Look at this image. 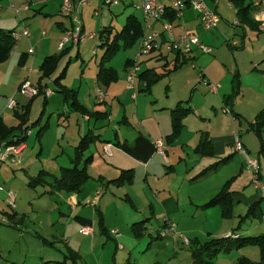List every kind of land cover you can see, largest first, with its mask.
Instances as JSON below:
<instances>
[{
  "label": "rangeland",
  "instance_id": "obj_1",
  "mask_svg": "<svg viewBox=\"0 0 264 264\" xmlns=\"http://www.w3.org/2000/svg\"><path fill=\"white\" fill-rule=\"evenodd\" d=\"M49 1L45 6H59V1L61 0ZM104 1L92 0L81 8L82 20L84 22L83 35L87 37L79 45L74 46L71 41L65 44V52H63L62 48L56 52L55 48H52L54 40L49 34L48 36L42 37V39H48L45 43L39 44L37 41L33 42L34 48L37 47L38 51L42 47L44 50L50 51L48 53H52L51 55H60L58 66L48 76V86L53 90L54 95L51 101H47L43 113L41 95L31 99L24 96L19 89L16 90L15 94L14 92L12 93L11 86L13 77L8 78V76L2 75V71H0V83L4 82L3 88L7 93L11 94L7 95L8 101L6 104L9 113L6 116L8 123H14L15 119L13 116L16 117V109L14 110L15 107L10 105L11 99L16 100L17 98H21L26 104L30 103L28 120L24 124V127L31 129V134L25 140L29 148L26 150L27 155L24 157L23 163L19 161L0 163V215L3 217L0 219V264H45V262L50 260L64 259L65 254L68 255L70 248L79 253V264H113V262L125 264L127 261L134 262V264H190V251L188 246L180 239L181 236L188 239L199 236L205 240L208 228L216 231L214 233L217 234H214V236L220 237L223 233L221 228L224 226V219L220 213H211L208 216L201 215L195 219L182 220V224L185 226H188L189 222L193 223L192 231L185 232L176 227L175 231L177 234L175 235V240L171 237L158 238V223L162 219L160 218L158 220V218L152 215L153 219L151 218L145 223L148 229L147 233L136 237L132 230V224L146 217L138 212L142 211L141 199H145L141 189L142 179L136 177L133 181L135 183L134 194H128L130 187L133 189V182H130V175L127 170L122 171L121 176L119 175L121 178H117L118 181L124 182L123 184H118L114 181H109L108 183L107 180L100 181L95 178L94 173L100 171L105 166L106 161L111 158L105 155L104 150H100L96 154L95 162H92L93 157L91 153L92 151H96L95 142L100 147L105 140L118 142L119 136L134 130L131 126L127 125V120L133 123L135 129H139L138 116L136 114V119L133 121L129 116V112H127L128 115H125L123 112L124 107L119 102L121 100L116 98L115 104H112L113 106L109 113L106 111L99 113L95 109L90 108L93 110L91 112L92 122L90 125L93 131L88 133L89 131L87 130L86 135L84 132L80 134V128L83 129V122L81 121L82 112L73 107L71 103L72 99H66L65 90H78V93L80 88H82L83 92L86 90V98L84 101L92 106L95 104H101L103 106L107 103L111 104L112 93L109 92L108 96L106 95L108 84L99 75V71L103 67L107 69L114 68L117 73L116 80L118 81L125 71L127 59L136 58L139 53L141 34L136 35L131 46L121 47L113 55L111 60L103 63L105 47L99 46L98 37L90 38L88 36L92 33L100 34L102 29L106 30L109 27L114 30L112 35L116 31H121L129 17H132L130 16L132 14L139 22H142V27L145 26L144 11L136 8L140 0H134V4L123 1L118 5L104 6V9L101 10L99 8ZM252 1L255 0H248V2ZM208 2L210 6H219V13L218 11L217 13L220 16V23L218 26H220L221 30L213 33L208 32L203 26H200L196 32L200 34L205 33L207 36L210 35L214 39H218L219 43L221 45L223 44L221 51L234 63H236L237 56L240 66L242 68L244 67L243 70L245 71V68L250 64L249 60L253 56V50L251 46H248V42L246 43V47L242 48V45L240 47L235 46L232 41L237 39L242 40L241 27L236 26L237 18L235 17L234 10L230 7L231 2L229 0H219L218 3H216V0H208ZM223 8L225 9V13H222ZM196 15V11H185L184 20L186 26L192 30H194L192 20L196 18ZM29 19L27 18V20ZM44 25L43 17H41L37 20H30L28 29L32 32V30L39 26L41 31L48 30L57 32V28L52 27L49 23L45 25L47 28L43 27ZM245 26L249 31V35L251 28L249 25ZM157 27L161 29L160 25ZM17 28V31H19L21 29L20 25ZM176 31H178L177 28ZM228 40L232 42H228ZM221 45L219 46L221 47ZM219 46L218 44H213L214 55H217L216 52ZM143 58L145 59L146 56H143ZM3 61L6 60L4 59ZM41 63H43V60H41ZM160 65H158L159 70L163 71L164 68L162 69ZM191 65L192 63L187 61L184 66ZM196 67L197 69H201L199 66ZM38 69L39 66L37 64L35 72L33 74L30 73L31 79L27 78L29 81L32 80L33 85L39 79L36 75ZM189 73V69H184L170 77L173 80L172 82H174L173 94L171 93L172 89L170 87L166 89L168 77L164 76L154 80L158 88L159 85L161 86V91L159 90L160 88H155L156 94L163 98L164 94L165 97L168 94L172 98L176 89L182 84L184 78L189 76ZM162 78L164 79L163 81H161ZM10 80L12 81L10 82ZM96 81L98 85L95 86ZM244 81L245 83L261 82L258 77L255 79L250 73L245 74ZM121 83L122 81L120 79L119 84L121 85ZM89 88L91 89L90 94L88 93ZM128 92L131 94L133 91L129 90ZM137 93L140 95L139 107L135 106L134 100H131L129 111L136 113L135 108H137L139 116H145L144 118L152 124H154L156 117L160 118L164 113H171L170 109L161 107L156 110L155 97L151 100L150 93L143 91H138ZM191 93V90L188 89L187 95L190 96ZM201 93L209 94L213 101L219 99L217 95L218 99L214 97L212 92L209 93L207 90L196 93L195 99L197 101L202 99ZM0 94L2 95V93ZM143 97L144 99L142 100ZM127 100L130 101L129 98ZM218 103V106H215L214 112L211 104H207L209 109L204 108L202 111L211 110L213 116L214 114L218 116V113H220L223 116H229L231 119L230 115H226L222 111L226 105L221 103V101ZM243 106L244 103L242 104ZM0 110H2L1 107ZM76 110L79 112L76 113ZM194 110L199 112L200 108L194 106ZM247 110L251 111L249 107H247ZM191 113L193 112L189 111V114ZM250 113H253V111ZM256 116H254V119ZM77 118L79 119V125L77 124ZM217 119H219L217 121H222L220 118ZM34 122L36 123L33 124ZM45 124H47L46 130L38 137L39 129ZM218 127L222 131L224 126L218 125ZM237 130L241 134V137L250 132V136L258 143V149L261 150L262 141L254 131L246 130L244 124L242 127L238 125ZM82 141H84V147L80 145ZM252 156L255 155L252 154ZM77 158L81 162V166L86 167L90 176L80 191L63 190L49 194V185L36 187L29 185L30 178L35 176L39 170L45 169L59 176L60 165L63 167H72L74 164L73 160ZM113 160L115 161V159ZM182 166L183 164L178 168L181 169ZM107 184L110 186L108 187ZM9 191H13L16 195L14 208L8 204ZM74 196L75 198H73ZM69 198L75 199L72 207L68 203ZM3 211H17L20 214L19 221L16 223L12 222V224L5 223L6 213H2ZM131 214H138L137 220L131 218ZM238 221L239 218L235 217L226 220L230 225V229L236 226ZM172 224L177 226L176 222L167 220L165 222L166 226L164 227L168 228ZM242 224L243 230L241 232H245V229L249 228L248 226L258 227L252 230L249 229L250 232H247L249 236L253 235V233L254 235H258L257 233L264 232L263 222L259 219H246ZM83 225H89L88 227H91L93 233L84 234L81 231ZM112 229H117L119 233L113 234ZM197 229L200 231L196 232ZM202 233L203 236H201ZM257 243L258 241L256 240L251 243H245L240 247L241 249L226 254L224 259L220 260L218 264H228L230 261L231 264H234L236 259L241 255H246L253 260L261 259L264 250H262V245ZM120 244L122 248H119ZM220 256H223V254Z\"/></svg>",
  "mask_w": 264,
  "mask_h": 264
},
{
  "label": "crops",
  "instance_id": "obj_2",
  "mask_svg": "<svg viewBox=\"0 0 264 264\" xmlns=\"http://www.w3.org/2000/svg\"><path fill=\"white\" fill-rule=\"evenodd\" d=\"M218 1L219 0H216V3H218ZM49 2V0H0V4L2 5V9L0 11V30H14L15 32H21L25 27L28 28L30 20H37L41 17H43L45 25L49 23L52 27L57 28V32H51L48 30L41 31L38 26V28L32 30L30 37L21 36L16 41V44L11 50L9 56L5 59L6 61L2 60L3 63L0 61V71H2V75L8 76V78L11 76L14 78H12L13 83L11 86V91L12 93L14 92V94L24 80L27 78L31 79L30 73L33 74L35 72L37 64L39 69L36 71V75L39 79L35 85L39 86L41 84L47 86L45 88H49V79L48 77H43L40 66L42 64L41 60L44 61V59L52 53L49 54L48 52L50 51H46L42 47H40L41 50L38 51L37 47L34 48L33 46L34 41H37L39 44H43L48 39H42V37L48 36L49 34V36H52L51 38L54 40L52 48H55L56 52L60 51L61 48L63 52H65V44L71 41L74 46L84 42L83 40L78 44H74L72 38L66 39L73 30L75 22L71 16L63 15L61 13L63 0L59 1V6H45V4ZM128 2L134 4V0H128ZM206 3L209 5L208 0H206ZM248 3L250 2L246 0L245 5ZM28 4L30 9H21L20 12H16L15 8H24V6ZM82 7L83 6H81V8ZM209 7L211 9H215L219 13V6L209 5ZM230 7L234 10L235 17L237 18L236 21H238L236 26L241 27L242 41L239 39L232 40L234 45H237L238 47L242 45L241 47L245 48L246 43L248 42V46H251L253 50V56L249 60L250 64L247 68H245V71L243 70L244 67L242 68V66H240L237 56L236 63H234L221 51L223 44L221 45L218 39H214L210 35L207 36L205 33L200 34L196 32L200 26H203L198 14L196 15V18L192 20L194 30L186 26L184 20L185 11H194L192 8L188 7L184 11L181 19L169 16L170 18H173L175 33H180L182 31L181 24L184 23L187 29L196 34L206 44H209L212 47L213 44H218V46L221 45L216 52L217 55H214V50H212L210 54L197 51L196 55L186 57L177 52L166 54L163 49H160L149 55H142L139 57L137 54L136 58H128L124 69L125 71L120 78L122 81L121 85L119 84L120 79L118 81L115 79L116 81L113 80L108 83L106 95L108 96L109 92H111L112 100L110 101L111 104L107 103L104 106L101 104H95L92 106L89 103H85L84 100L86 98V90L83 92L82 88L79 89L78 100L88 109L86 113H82L81 121L83 122V129L80 128V134L81 132H84L85 134L87 130L89 131H87L88 133L93 131L90 127L92 122L91 112L93 111L91 109L93 108L99 113L104 111L109 113L113 106L112 104H115L116 98L121 100L119 102L124 107L123 112L125 115H128L127 112H129L130 118L134 121L137 114V119H139V129H135L133 123L127 120V125L131 126L134 130L132 132H126V134L124 133L122 136H119L118 133V142L105 140L104 143L101 144V147L97 144V142H95L94 145L96 151H92L91 153V156L93 157L92 162H95L96 154L99 153L100 150H104L103 152L105 155L111 158L108 160L109 162L106 161L105 166L100 171L94 174L96 176L95 178L100 181L107 180L108 183L109 181H114L118 184L124 183L117 180V178H121L120 174L124 170L129 171L128 174L130 175L131 183L136 179V177H140V179H142L141 189L145 199H141L142 211L138 212L146 216L142 220L146 219L148 221L151 218L153 219V216L158 218V220H160V218L162 219L161 222L158 223V238L171 237L175 240V235L177 234L176 231L169 232L166 236H161V234H159V230L161 232L162 230L167 229L164 227L166 226L165 222L167 220L174 223L176 222L177 226H175V230L177 227L181 231L191 232L193 223L189 222L188 226H185L182 224V220L195 219L201 215L208 216L211 213H220L221 217L224 219V226L221 228L223 233L220 237H223L232 231L238 232L241 236H249L247 235V232H250L249 229L252 230L258 227L248 226L249 228L245 229V232H241V230H243L242 223L246 219H259L264 225V193L260 188H257L253 184L252 170L244 155H242L239 151L232 150L233 144L235 143V136L239 135L244 148L248 151L250 156L253 154L255 156L252 157L259 160V178L264 183V138L261 150H259L258 143H256L250 136V132L241 137V134L238 133L237 130L238 125L242 127L244 124L246 130L254 131L250 128V122L253 121L257 112L259 113L260 110L264 108V29L261 28L264 17V6L257 5L256 0L252 1V5L247 8L248 13L245 15L247 18L243 21L241 20V17L237 16V10L234 5L232 4ZM99 9L102 10L104 7L101 5ZM222 11V13H225L224 8ZM248 16L250 19H248ZM27 18L30 19L27 20ZM140 24L142 25V22H140ZM18 25L21 27L19 31H17ZM45 25L43 27H46ZM158 25L161 26V29H158ZM218 25L210 29H206L204 26L203 27L208 32L216 33V31L218 32L221 30ZM245 25H249L251 28L249 35V31L246 29ZM176 28L178 31H176ZM153 29L158 32H162V22L154 21ZM88 37H90V35ZM95 37H98L99 46L102 47V41L100 40L99 34ZM229 41L230 40H228V42ZM31 48L33 51H31ZM143 56H146V58L144 59ZM187 61L191 62L192 65L184 66ZM135 63H139L140 66L136 78V90L129 88L127 83L128 73L131 71ZM158 65H160L162 69L164 68L163 71L159 70ZM176 65H180L179 68L168 72ZM196 66L201 67V69H197ZM184 69H189V76L184 78L182 84L176 89V91L174 90L175 93L172 98L169 97L168 94H166V97L164 94V98L156 94L155 88H158V86H156L155 82L152 81L154 78H161L164 76L168 77L166 82L168 86L166 85V89L170 87L172 89L171 93L173 94L174 82H172L173 80L170 77ZM112 70L115 69L113 68ZM201 71L208 79V83H205L200 76ZM248 73L255 77V79L258 77L261 82L245 83L244 76ZM12 80H10V82ZM163 80L164 79L162 78L161 81ZM3 83H0V93H2V95L0 94V107L2 108V110H0V116L6 124L10 126H18V117L13 116L15 122L12 124H9L7 121L6 116L9 114L8 109L6 108L8 101L7 95L11 94L7 93V91L3 88ZM94 85H98V82L96 81ZM160 87L161 86L159 85V88ZM188 89L192 92L190 96L187 95ZM129 90L133 92L129 94ZM159 90L161 91V88ZM207 90L209 93L212 92L214 97L217 98L218 96L220 100L217 98V101H213L209 94L206 95L202 93L201 100L197 101L195 99L196 93ZM138 91L150 93L149 95L151 100L155 97L156 101L154 100V102H156V110L161 107L170 109L171 113L169 114L167 112L162 114L160 118L156 117L154 119V124H152L144 118L145 116H139L137 108H135L136 113L129 111V104L131 100H134L135 106L139 107L140 95L137 93ZM90 92L91 89L89 88L88 93L90 94ZM135 92L136 96L134 97ZM53 95L54 93L52 90V93L46 98V103L44 104L45 108L47 101H51ZM41 96L43 104L44 96ZM127 96L130 101L127 100ZM143 99L144 97L142 100ZM13 100V107H15L14 110L16 109L21 112L25 109V106L28 105L22 101L21 98ZM220 101L226 105L224 106L225 108L222 109L223 113L230 115L231 119L229 116L226 117L218 113V111V116L215 114L213 116L211 114V110L205 112L202 111L204 108L209 109L207 104H211L214 112L215 106L217 107L219 104L218 102ZM243 103L244 106L242 107ZM194 106L196 108L199 107L201 111L199 110V112H197L194 110ZM247 107H249L251 111H248ZM226 109H230L232 112L227 113ZM189 111H192L193 113L189 114ZM252 111L253 113H250ZM77 112L79 111H76V113ZM175 116L178 119V125L176 128L174 127ZM217 118L222 119V121H217L219 120ZM77 124L79 125L78 118ZM218 125L224 126L222 131L219 130ZM88 127L89 129H87ZM94 132L96 133V131ZM157 142L162 144L164 154H162L157 147ZM201 144L202 147L199 149ZM28 148L29 146L26 143V147L16 156V162L19 161L23 163L24 157L27 155L26 150ZM113 159H115V161ZM181 164H183V166L180 169L178 167ZM61 167L63 166L60 165L59 168ZM138 174H140V176H138ZM134 184L135 183L133 182V189L130 187L128 194H134ZM107 185L108 187L110 186L109 184ZM225 186L228 187L231 197V207L226 214L224 213L223 206L221 204H209L211 199ZM70 198L68 203L72 207V203L75 199ZM73 198H75V196ZM233 217L239 218V221L236 226L230 229V225L226 222V220ZM131 218L137 220L138 214H131ZM84 226L89 225H83L81 229ZM204 230L206 231L205 227ZM115 231L119 233L117 229H112L113 234H117ZM199 231L200 230L198 229L196 230V232ZM207 232L205 240L199 236L196 237L199 238L201 242L208 241L212 238H219V236H214V234L217 233H214L216 231H212L211 228H208ZM257 234L264 235V232ZM258 235H254L253 233L251 236ZM201 236H203V233ZM196 237L191 238V240ZM180 239H182V236ZM187 246L191 256V249L189 245ZM240 247L241 246L233 247L228 252H220L215 259V264H218L220 260L224 259L226 254H230L232 251L241 249ZM119 248H122L121 244L119 245ZM221 254H223V256H220ZM243 257L248 258L254 264H264V254L261 255V259L259 260H253L246 255H241L236 259L234 264H238Z\"/></svg>",
  "mask_w": 264,
  "mask_h": 264
},
{
  "label": "trees",
  "instance_id": "obj_3",
  "mask_svg": "<svg viewBox=\"0 0 264 264\" xmlns=\"http://www.w3.org/2000/svg\"><path fill=\"white\" fill-rule=\"evenodd\" d=\"M229 1L236 8L237 16L241 17L242 21L245 18H247V16H245L248 13L247 8H249V6L252 5V2L245 5L246 0H229ZM130 16L132 17H129L128 21L126 22L122 30L116 31L115 34L113 35H112V32H114V30H112L111 27L107 28L106 30L105 29L101 30L99 37H100V40L102 41V44H101L102 47H105V52H104L102 63L111 60L113 55L119 49H121V47L131 46L133 44V39L136 37L137 34L138 35L141 34V36L143 35L144 30L140 22L137 20V18L133 14ZM248 19H250L249 16H248ZM13 32L15 31L14 30H0V61L6 59L9 56L11 50L16 44L17 40L14 38ZM59 57L60 55L53 54V55H48L44 59L43 63L40 66L43 77L50 76V74L58 66ZM179 66L180 65L174 66L168 72H171L179 68ZM112 69H107L103 67L99 71V75L104 78V81L107 84L117 78L116 71ZM157 79H159V77L154 78L152 81L157 80ZM45 87L47 86H44L41 84L39 85V88H40L39 95L43 94ZM65 94H66V99H72L71 103L74 108L81 111L83 114L88 111V109L79 102L78 92L76 90L66 89ZM34 97H32L31 99H33ZM46 98H47L46 96L43 97L44 99L43 109L45 108L44 104L46 103ZM29 108H30V103L27 106H25V109L23 111L20 112L16 110L15 115L19 119L18 126H10L6 124L3 118L0 116V145L2 143H6V144H13L15 146H18L21 143H25V147H26L25 140L27 139L29 135L26 132L28 130L31 131L29 127H24V124L28 120ZM43 109H42V113L44 111ZM35 123L36 122H34L33 124ZM177 125H178V119L175 116L174 117V127L176 128ZM46 128H47V124H45L42 128L39 129L38 137L41 136V134L46 130ZM250 128L253 129L256 132V134L260 137L261 141H263V138H264V108L260 110L256 118L252 122H250ZM80 145L84 147L85 145L84 141H82ZM201 147H202V144L199 146V149ZM73 162L74 164L72 167H61L59 176L54 175L53 173L45 169L39 170V172L35 176L30 178L29 185L31 187H36L40 185H49L50 186V190H48L49 194H53L56 191H63V190L80 191L83 188V186L86 184L90 176L86 170V167L81 166V162H79L78 158L74 159ZM209 204H221L223 206V211L226 214V212L231 207V197H230V192L228 191V187L225 186L222 190H220L211 199ZM2 213H6L5 223L12 224V222L16 223L17 221H19L20 214L17 211H10V212L3 211ZM146 221L147 220L145 219L142 221L134 222L132 224V230L136 237H140L144 233L147 232V227L145 225ZM254 240L258 241L257 244L262 245V248L264 250V235L241 236V234H239L238 232L232 231L230 232V235L228 236L212 238L205 242H201L199 238L197 237L192 240L190 239L189 247L191 249V257H192V262L190 264H215V259L220 252L222 251L228 252L233 247L242 246L245 243H251ZM78 257H79V253L73 251L70 248L68 255L65 254L64 259L50 260V261L45 262V264H79ZM0 258H1V252H0ZM113 264H117V263L113 262ZM125 264H134V262L127 261ZM238 264H254V263L251 262L248 258L243 257Z\"/></svg>",
  "mask_w": 264,
  "mask_h": 264
},
{
  "label": "built area",
  "instance_id": "obj_4",
  "mask_svg": "<svg viewBox=\"0 0 264 264\" xmlns=\"http://www.w3.org/2000/svg\"><path fill=\"white\" fill-rule=\"evenodd\" d=\"M92 0H64L61 6V13L63 15H69L73 18L75 24L73 30L67 36L66 39L72 38L74 44H78L81 41L85 40L86 36L83 35V21L81 18L80 8ZM123 1L128 0H105L102 6H114L118 5ZM257 5L264 6V0H256ZM232 6V4H231ZM192 8L198 14V17L202 25L206 29L214 28L218 25L220 21V16L215 9H211L206 0H140L136 5L137 9H142L145 16V26L144 33L140 42V50L138 56L149 55L154 50L163 49L166 54L172 52H179L180 54L191 57L196 55L197 51H200L205 54H210L213 50V47L209 44L203 42L196 34L192 33L189 29L186 28L185 24L182 23V31L180 33H175V26L173 23V18L169 16H174L177 19H181L186 8ZM2 5L0 4V11ZM21 9H30L29 4L25 5L24 8H15L16 12H20ZM264 14V13H263ZM161 21L162 22V32H158L153 29V22ZM238 23V21H236ZM261 28L264 29V17ZM160 33L163 34L160 37ZM97 34L92 33L90 37H95ZM13 36L18 40L21 36H31L30 30L25 27L21 32H13ZM31 51L32 48H31ZM140 69L139 63H135L131 71L128 73L127 83L128 87L136 90V78L138 71ZM200 76L208 83V79L205 77L204 73L201 71ZM19 91L26 97L32 98L38 96L40 88L37 85H33L28 79L24 80L20 87ZM52 93V90L45 88L43 96L48 97ZM136 96V92L134 97ZM10 105H14V100L11 99ZM227 113H231L229 109H226ZM26 133L30 134L31 131L28 130ZM25 147V143H21L18 146L13 144L2 143L0 145V163L4 162H16V156ZM157 147L164 154L162 144L157 142ZM233 151H239L244 155L247 160L253 174V184L260 188L264 193V183L259 178L260 171V162L257 158L250 156L248 151L244 148L243 143L240 140L239 135L235 136V143L232 147ZM16 195L13 191L8 193V204L12 207H15ZM0 219H2L0 215ZM81 231L84 234H92L93 231L91 227L84 226ZM175 226L172 224L167 229H164L160 232L161 236H166L169 232H174ZM115 233H118L115 231ZM230 233L226 234V236ZM183 241L186 244H189L188 238L183 236Z\"/></svg>",
  "mask_w": 264,
  "mask_h": 264
},
{
  "label": "bare ground",
  "instance_id": "obj_5",
  "mask_svg": "<svg viewBox=\"0 0 264 264\" xmlns=\"http://www.w3.org/2000/svg\"><path fill=\"white\" fill-rule=\"evenodd\" d=\"M162 36H163V34L160 33V37H162ZM158 50H160V49H157V51H158ZM154 51H156V50H154ZM154 51H153V52H154ZM229 110H230V109H229ZM225 236H226V235H225ZM182 240H183V236H182ZM188 240H189V239H188ZM183 242H184V241H183ZM189 242H190V240H189ZM184 243H185V242H184ZM185 244H186V243H185ZM186 245H189V244H186Z\"/></svg>",
  "mask_w": 264,
  "mask_h": 264
}]
</instances>
